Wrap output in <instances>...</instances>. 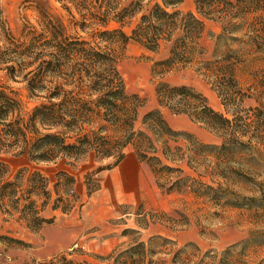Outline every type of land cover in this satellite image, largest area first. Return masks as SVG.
Instances as JSON below:
<instances>
[{
  "label": "rangeland",
  "instance_id": "1",
  "mask_svg": "<svg viewBox=\"0 0 264 264\" xmlns=\"http://www.w3.org/2000/svg\"><path fill=\"white\" fill-rule=\"evenodd\" d=\"M134 1L124 0L123 6ZM195 1L184 0L178 10L195 14ZM156 4L160 1L143 0L122 32L131 38L141 16ZM92 5L93 0H0V92L16 102L15 115L21 119L42 100L28 92L23 75L29 69L14 75L5 70L12 58L17 64L29 61L13 51L24 50L33 37L47 36V26L60 28L70 40L99 45L95 32L116 30L121 24L93 25ZM256 17L264 19V11L243 17L242 28L225 35L218 22L204 20L198 41L202 54L195 52L189 63L163 76L156 74L159 69L153 73V65L169 57L170 43L160 42L151 52L129 39L117 64L126 93L143 101L133 130L147 133L142 119L158 108L155 90L160 83L192 89L231 120L235 109L223 106L205 75V64L229 56L237 85L247 96L236 114L253 123L244 137L251 148L235 147L218 156L212 147H220L221 139L186 115L161 108L163 120L177 135L152 139L154 150L147 157L158 164L140 160L133 145L123 149L117 165L114 158L91 152L77 160L61 157L52 162L0 153L5 182L18 176L22 189L28 190L33 174L43 178L44 189L33 191L30 200L46 221L31 230L16 220L18 213L13 218L1 215L0 264H117L111 254L137 243L151 252L143 264H264V45L256 49L246 35ZM257 109L263 114L255 117Z\"/></svg>",
  "mask_w": 264,
  "mask_h": 264
},
{
  "label": "trees",
  "instance_id": "2",
  "mask_svg": "<svg viewBox=\"0 0 264 264\" xmlns=\"http://www.w3.org/2000/svg\"><path fill=\"white\" fill-rule=\"evenodd\" d=\"M122 1L93 0L95 12L90 14L93 25L103 27L111 21L121 24L119 29L94 33L99 45L103 44L102 48L98 44L90 47L83 40H70L63 36L60 28L47 26V36L33 37L24 50L13 51L14 55H24L29 61L17 64L16 58H12L5 70L14 75L29 69L23 80L29 94L42 102L23 120L15 115L16 102L0 92V153L26 155L36 162H52L61 157L77 160L91 152L102 159L114 158L117 165L123 159V149L133 145L140 160H155L158 164L156 158L147 157L148 152L154 150L152 139H170L177 135L163 120L161 108L172 115H186L191 122L204 126L221 139L220 147H212L217 149L218 156L235 147L251 148L249 138L245 141L244 137L253 123L244 122L243 117L236 114L247 96L237 85L233 75L235 63L229 62V56L205 64V75L223 106L235 109L231 120L212 110L206 98L192 89L160 83L155 90L158 108L142 119L148 134L133 130L137 110L143 106V101L126 93L117 64L129 39L151 52L157 51L160 42H166L171 44L169 57L155 63L153 73L159 69L156 74H168L175 67L189 63L195 52L202 54L198 41L204 30V20L218 22L222 34H230L242 28L240 20L243 17L264 11V0H196L195 14H183L178 10L184 0H159L160 4L141 16L131 38L121 28L125 20L140 12L143 0H135L127 6H123ZM246 30L247 41L260 49L264 45V19L256 17ZM262 114L257 109L255 117ZM5 173V166L0 164V216L13 218L16 212L19 214L16 220L25 222L26 228H40L46 221L39 217L30 195L37 189H44L43 178L33 174L29 180L31 187L25 190L18 176L13 182H5ZM61 176L67 178L65 174ZM1 239L24 245L17 240ZM150 253L143 243H137L124 251L113 252L110 257L117 264H143ZM147 264L155 263L147 261Z\"/></svg>",
  "mask_w": 264,
  "mask_h": 264
},
{
  "label": "crops",
  "instance_id": "3",
  "mask_svg": "<svg viewBox=\"0 0 264 264\" xmlns=\"http://www.w3.org/2000/svg\"><path fill=\"white\" fill-rule=\"evenodd\" d=\"M139 198H140L139 196L136 197L135 199L133 198V199L135 200L134 202H135V203H136V202H139ZM136 200H137V201H136ZM181 241L184 242V240H181Z\"/></svg>",
  "mask_w": 264,
  "mask_h": 264
}]
</instances>
